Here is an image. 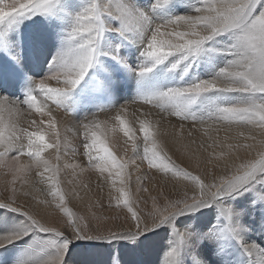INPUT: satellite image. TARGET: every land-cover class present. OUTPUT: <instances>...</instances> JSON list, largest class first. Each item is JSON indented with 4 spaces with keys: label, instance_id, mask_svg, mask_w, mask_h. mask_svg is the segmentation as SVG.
I'll use <instances>...</instances> for the list:
<instances>
[{
    "label": "snow or ice",
    "instance_id": "1",
    "mask_svg": "<svg viewBox=\"0 0 264 264\" xmlns=\"http://www.w3.org/2000/svg\"><path fill=\"white\" fill-rule=\"evenodd\" d=\"M131 82L134 95L117 106ZM173 117L177 137L184 122L207 137L189 156L193 170L161 139ZM117 131L123 154L111 143ZM68 133L81 140L71 148L83 149L81 171H95L110 206L126 210L127 230L105 234L68 207L70 194L79 198L59 180ZM136 156L174 181L176 198L152 196L141 210L153 177L137 176L133 190ZM0 172L11 177L0 210L14 214L0 218V249L24 242L0 264H69L79 242L136 248L161 231L166 264H209L208 248L213 264H264L255 239L264 236V0H0ZM109 259L123 264L119 253Z\"/></svg>",
    "mask_w": 264,
    "mask_h": 264
},
{
    "label": "rangeland",
    "instance_id": "2",
    "mask_svg": "<svg viewBox=\"0 0 264 264\" xmlns=\"http://www.w3.org/2000/svg\"><path fill=\"white\" fill-rule=\"evenodd\" d=\"M45 70H46V65H43V64H41V66L38 68V71L40 72L41 76L43 75V72ZM35 78L39 79L40 76H36ZM134 93H135V83L134 82L122 84L119 87L117 94H116L117 106L129 101L134 95ZM9 94H12V93H9ZM134 107L135 106H133V108ZM145 110H147V108H145ZM59 114L60 113H57V116ZM62 115L64 114L62 113ZM100 118L106 119L107 117L102 114ZM37 119H39V117H37ZM168 120H169V124L175 127V134H176L179 131L180 122L176 120V118L174 117L169 118ZM198 127H199L198 125H195V126L192 125L191 122H184L183 137L179 138L176 135L175 137L177 138V140L186 139L187 142H190L193 139L194 140L197 139L198 141H201V140L206 141L207 137H205L203 134L199 135V133H201L202 131L196 130ZM137 128H138V125H137ZM189 130L193 131L192 137L187 136V132ZM140 135L142 137V134ZM211 135L215 136L216 133L211 134ZM219 135H222V133L220 132ZM110 137H111V140L113 138L121 137L122 142L125 139L122 133L119 131H117L115 134H110ZM79 142L81 143L80 139H79ZM79 145L80 144L78 143V146ZM78 146L69 147L67 153H70L73 155L71 148L78 147ZM130 149L131 147L128 148V150ZM82 152H83L82 148H79L78 153L73 155V158L69 161L68 164H66L64 160L61 158L59 162L61 165L59 180H60V184L64 192L71 193L72 191H75L79 193V198H77L76 196H72L71 194L69 195L68 198L70 202L68 204V207L71 208V210L75 212L78 217L83 216L86 222L94 224L95 226L92 227L93 229L99 230V226L101 225L103 218L105 216L107 218L110 217L109 213L107 214L105 213V210L110 209V208L112 209H119V208L115 206V200L112 201L111 206H110L109 204V201H110L109 191L110 190L107 186H104L103 188H101L100 186L101 181L99 180L98 174L95 171H92V170L81 171V168L86 166V163H87L85 157H83V155L80 154ZM45 155L48 156L49 153H45ZM204 155L205 154L201 152V156H204ZM132 156H134V153L129 152V157H132ZM171 157L177 165L181 167H187L190 170L194 169L193 161H189L186 154L182 152H180V155H177L176 153H172ZM73 164H79L81 165V167L73 168L71 167V165ZM138 167H139V170H137ZM129 169L132 172H135V175H131L132 187L134 186L133 182L137 176L147 174L149 177H153L152 179H148L144 181L143 186L147 187L148 191L147 192L140 191L138 193L141 205H149L151 207V197L152 196L158 197L161 202H163L165 197L176 198L177 192H176V189L172 187L173 183H171L174 181H167V180L162 181L159 177L161 174H157L155 170L150 171L147 167V163L142 162L139 156H136L135 163H131L129 165ZM85 185L87 187H85ZM114 195L116 194L114 193ZM145 201H147V203H145ZM118 214H116V217L121 218V215L119 214L118 216ZM115 244H117V242H114L113 244H108V245L115 246ZM98 245H101V244L99 243L97 244V246ZM93 246H95V244L74 246V249L69 256V264H92L90 256L93 254H100V253L102 254V252L99 253L98 251L91 250V248H94ZM111 254H114V253H111ZM146 259L152 262L151 256L146 255Z\"/></svg>",
    "mask_w": 264,
    "mask_h": 264
},
{
    "label": "bare ground",
    "instance_id": "3",
    "mask_svg": "<svg viewBox=\"0 0 264 264\" xmlns=\"http://www.w3.org/2000/svg\"><path fill=\"white\" fill-rule=\"evenodd\" d=\"M9 93H12L13 95H18L19 89L10 88L8 89V92L6 94H9ZM58 118H62L66 124L74 123L70 116L62 115V113L58 115ZM161 131L162 133H166L161 136V139L165 143L170 156L172 153H176L177 155H180V152H182L186 154L189 161H192L189 158V156L190 154L197 153L200 141L195 139L196 144H192L191 141L187 142L186 139L177 140V138L175 137V127L169 124V120L162 122ZM209 132L210 134H215V131L211 129L209 130ZM221 133L222 135H220V138L223 139L225 133L223 131H221ZM202 134H203L202 132L199 133V135H202ZM68 136H69V141H70L68 148L71 146H78V143L80 144L79 139L75 138L72 133H68ZM111 143L115 146V150L117 152H119L120 154H123V149L125 146L121 140V137L113 138L111 140ZM129 152H132V150L131 149L128 150V153H127L128 157H129ZM199 154L201 155V152ZM61 158L64 160L66 164H68L69 161L73 158V155L70 153H66L65 155H62ZM129 171L131 175H135V172H132L130 169ZM10 179H11L10 176L6 177L2 174V172H0V195L6 194L3 191L4 186H5V181L10 180ZM32 179L35 180L38 178L35 177V174H33ZM162 181H165V180H162ZM171 183H174V182H171ZM133 185H134L133 190L135 191V189L139 187V185L136 184V179L134 180ZM24 200H31V197H22L21 200L18 202L23 203ZM140 208L142 211H149L151 209L149 205H141V204H140ZM125 211L126 210L122 211L121 209H112V208L106 209L105 213L106 214L109 213L110 217L107 218L105 216L106 218L105 217L103 218V221L101 225L99 226V231L104 232L106 234L110 230H116V231L127 230L131 225V221L125 219ZM118 213L121 215V218L116 217V214ZM13 215L14 214L12 213H4L2 210H0V218H3L4 220L12 217ZM89 226L90 228H92L95 225L92 223H89ZM2 228H3V223L0 222V229ZM255 239H257L258 241L264 240V236H262L259 232H257L255 233ZM166 243L167 241H166L165 233L161 231L158 235H154L150 237L148 241L144 242L143 244H141L139 247H136V248L129 247L125 242H122V241L117 242L115 246H110L105 243H100L101 245L97 246V244L99 243L95 241L79 242L76 245L81 246V245H89V244L94 245L95 244V246H93L94 248H91V250L98 251L99 253L102 252V254L101 253L93 254L90 256L92 264H110L109 255L111 251H112L111 253H114V254L119 253L122 255L123 264L124 263L125 264H166L167 257H166V252L164 250ZM23 244L24 242H20L16 245H12L9 247L7 251L0 249V256H14L18 252V250L23 247ZM146 255L151 256L152 262L146 259ZM206 256L209 261V264H213L215 260V256L213 255L210 248L206 249ZM253 258L260 259L259 257L255 255Z\"/></svg>",
    "mask_w": 264,
    "mask_h": 264
}]
</instances>
